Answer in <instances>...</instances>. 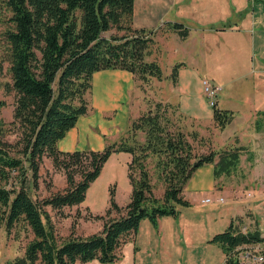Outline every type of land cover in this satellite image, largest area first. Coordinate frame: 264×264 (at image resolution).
I'll return each mask as SVG.
<instances>
[{
  "label": "trees",
  "instance_id": "1",
  "mask_svg": "<svg viewBox=\"0 0 264 264\" xmlns=\"http://www.w3.org/2000/svg\"><path fill=\"white\" fill-rule=\"evenodd\" d=\"M133 3L134 0H0V20L10 22L3 33L14 91L11 123L20 129L16 155L0 128V228L3 226L8 234L24 231L32 235L22 254L0 264H75L92 258L116 261L143 217L156 226L159 216H174L180 207L190 205L184 186L199 165L212 162L216 178L230 175L238 167L246 146L230 143L219 150L196 153L193 142L200 139V133L176 123L173 114L187 115L177 104L162 100L148 103L146 109L130 118L124 134L107 141L101 149L58 147V140L78 116L92 108L86 94L91 90L94 71L121 68L142 83L150 77L164 76L158 60L146 57L154 43V32L134 26ZM8 11L11 14L6 17ZM164 25L182 38L189 32L180 21L167 20ZM112 28L114 32L103 34ZM181 63H174L169 73L173 80ZM3 104L0 100V107ZM212 109L213 123L218 128L233 118V111L219 106L217 100ZM254 123L257 129L261 127L259 118ZM117 151L129 153V200L119 205L111 188L104 214L94 215L87 206L85 216L102 218L101 228L86 236L77 235V221L73 218L70 233L60 240L46 206L61 213L64 207L81 203L103 163ZM44 156L63 170L66 184L38 197L32 189L37 185ZM113 211L120 214L111 216ZM241 220V216L231 218L209 240L222 247V264H264V234L256 218L247 228H241ZM253 244L261 248L262 259L242 262L239 249Z\"/></svg>",
  "mask_w": 264,
  "mask_h": 264
},
{
  "label": "crops",
  "instance_id": "2",
  "mask_svg": "<svg viewBox=\"0 0 264 264\" xmlns=\"http://www.w3.org/2000/svg\"><path fill=\"white\" fill-rule=\"evenodd\" d=\"M132 19L134 26L144 27L155 33L152 34L154 47L149 49L147 59L155 58L160 61V54L166 51V54H171L172 59L175 58V54L179 56L177 60L182 62L175 80L172 78L171 80L168 73L162 77L165 84L160 95L164 100L177 104L183 114L197 121L212 123L213 109L202 91L201 80L207 77L221 85L216 100L219 106L233 111V118L229 123H232L237 116L244 120L242 124L234 127L226 138L231 143L246 146L239 160L240 165L248 166L250 170L246 172L244 179L247 180V184L253 181L259 188L258 193L262 194L264 192L262 188V185L264 186L263 55L262 59H252L250 71H240V64L245 60L249 46H252L254 56L257 54L255 48L259 51L264 48V9L263 6L259 8V0L257 2L256 0H134ZM167 20L180 21L186 25L189 28L187 36L182 38L177 31L167 28L164 25ZM258 25L261 26L260 30L257 29ZM158 30L161 32L156 35ZM247 79L259 85L261 89L255 93L241 92L240 86L235 85ZM91 83L89 103L92 108L87 113L79 115L76 123L58 140V147L62 150L101 149L107 141L116 140L124 134L130 118L139 113L134 112V110L137 112L136 108L132 109L131 90L134 89L135 79L130 71L121 68L99 69L93 72ZM225 86L228 88L227 97L222 99L221 91ZM224 102L231 103L227 105ZM255 118H259L261 123L258 129L255 127ZM225 126L220 128V131H223ZM230 136L235 137V141L230 140ZM118 152L122 151L116 153ZM216 179L212 162L199 165L184 186V193L190 205L184 206L185 208L182 206L179 211L190 210L193 205L199 206L212 200L221 203L223 201H217L216 197L223 196L225 200L222 192H228L229 196H233L232 199L236 200L243 196L240 193L243 187H239L234 196L233 187L226 189V185H216ZM209 193L213 194V197L207 195ZM205 197H209V200L202 201ZM79 205L81 203L72 206ZM218 212L221 218L217 225H206V223L200 225L201 233L207 237V241L210 234L209 239L218 232L217 230L224 229L231 218L236 216H241V228L252 225L256 218V223L264 234V217L248 206L244 208L242 204L231 205L228 209H220ZM186 215L190 216L189 212ZM111 216L116 215L112 212ZM179 217L180 214L178 217L159 216L156 226L150 220H141L132 237L123 244L122 256L116 261L103 262L92 258L86 261L77 260L75 264H169L171 252L167 249L162 232L170 233L173 230L179 234L180 228L178 229L177 223Z\"/></svg>",
  "mask_w": 264,
  "mask_h": 264
},
{
  "label": "rangeland",
  "instance_id": "3",
  "mask_svg": "<svg viewBox=\"0 0 264 264\" xmlns=\"http://www.w3.org/2000/svg\"><path fill=\"white\" fill-rule=\"evenodd\" d=\"M257 1L258 0H256V2ZM260 6H263L264 9V0H259V8ZM5 14L7 17L11 13L8 11ZM9 24L10 22L8 20H0V100L4 101V104L0 107V128L3 133V138L13 144L15 148L14 154L18 155V150L20 148V144L18 143L20 129L11 123L14 91L10 86L11 75L9 70L10 63L8 61V46L3 33ZM257 29L260 30L261 26L258 25ZM160 30L156 32V35L161 32ZM114 31L115 30L112 28L103 31V34L109 35ZM119 32L122 31L119 30ZM245 34L247 36V33ZM152 46L154 47V43ZM255 49L257 51L256 56H254L252 46H249L247 49L245 60L240 64L241 72L251 70L253 58L262 59V55L264 58V48H261L260 51L257 50V48ZM160 58L161 59L158 62L160 63L164 74H169L174 63L179 61L177 60L179 56H176L175 54V58L172 59L171 54H166V51L160 54ZM257 59L255 60L257 61ZM169 78L171 79V77ZM164 84L165 81L162 80V78L158 79L156 77H150L144 83L139 79H135L134 89L131 90L132 109H137V112L133 109L134 112L140 113L146 109L148 103L150 104L153 101H166L163 96L161 97L160 95ZM235 86H240L239 90L245 93L251 91L252 93H255L261 89L259 85L253 84L250 79ZM227 91V86L223 87L221 91L222 99L227 97ZM89 94V92L86 94L88 101ZM224 103L230 105L231 102ZM173 118L176 123L183 125L188 131L197 130L200 133V139H196L193 142L195 144L196 153H206L211 149L219 150L225 145L230 144L231 142L227 140L226 135L231 133L234 127L239 126L244 122L241 117L237 116L232 123L225 126L223 131H220V128L215 126L213 122L204 123L189 116H177V112L176 114H173ZM140 138H143L141 134ZM234 138L235 137L230 136V140L235 141ZM128 158L129 153L126 151L111 153L103 163L100 173L87 187L85 198L81 202V205L77 207H64L61 213L52 209L50 206H46L50 212L51 220L54 222L60 240L70 233L73 218L77 221L75 224V233L77 235L85 236L86 234L93 233L101 228L103 221L102 218H89L85 216L87 214V206L89 207V211L94 215L104 214L105 208L109 202V190L111 188L114 190L115 199L118 204L122 206L129 200L131 185L129 183L126 168ZM262 160L264 161V158ZM39 172L37 185L32 189L34 195L36 194L38 197L48 195L50 192L60 189L66 184L63 170L54 167L48 156L42 158ZM246 172H250L248 166H242L239 162L236 171L232 172L230 175H222L216 179V185H226V189L233 187L235 189L233 192L234 196H236L237 189L243 187L242 191L240 190V193L243 195L240 199H232L233 196L230 197L228 192H222L225 195V200L221 203L212 200L210 202L202 203L199 206L193 205L190 207V210H182L179 211L180 213L178 212L176 214L177 217L180 214L177 221L178 229L180 228L179 234L175 233L173 230L170 233L162 232V236L165 237L168 246L167 249L171 252L169 264H222L224 262V251L222 247L217 242L209 240L211 234L208 236L207 241V237H204L200 230V225H202V223H206V225H217L219 223L221 217L218 216L220 215L218 210L220 209H228L231 205L236 206L242 204L244 208L248 206L254 212H258L260 216L264 217V192L259 194V188L255 186L253 181L248 184L246 183L247 180L244 179ZM160 187L161 186L157 189L158 193L161 192ZM262 188H264L263 185ZM207 195L213 197V194L211 193ZM76 210H78L80 216L76 214ZM187 212H189L190 216L186 215ZM113 213L116 216L120 214L118 211H113ZM141 220L149 221L147 217H143ZM222 229L223 228L220 230ZM31 236V234L28 232L25 233L24 231H21L20 233L14 231L8 234L2 226L0 228V262L22 254L23 246ZM173 237L174 242H172ZM187 242H189V245H187ZM257 253H261V248L258 244L243 245L238 251L239 258L242 262L252 260V255ZM157 255L159 254H156V256Z\"/></svg>",
  "mask_w": 264,
  "mask_h": 264
},
{
  "label": "built area",
  "instance_id": "4",
  "mask_svg": "<svg viewBox=\"0 0 264 264\" xmlns=\"http://www.w3.org/2000/svg\"><path fill=\"white\" fill-rule=\"evenodd\" d=\"M201 84H202V91H203L204 95L206 96V98L208 99L209 105L212 107L215 104L216 97L221 90V85L219 83L214 82L213 80H211L210 78H207V77L202 78ZM208 200H209V197H205L202 199V201H208ZM216 200L217 201H224V197L223 196H217ZM252 259L261 260L262 255L260 253L253 254Z\"/></svg>",
  "mask_w": 264,
  "mask_h": 264
}]
</instances>
